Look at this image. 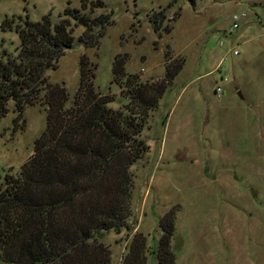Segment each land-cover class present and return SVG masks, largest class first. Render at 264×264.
<instances>
[{
  "label": "rangeland",
  "instance_id": "obj_1",
  "mask_svg": "<svg viewBox=\"0 0 264 264\" xmlns=\"http://www.w3.org/2000/svg\"><path fill=\"white\" fill-rule=\"evenodd\" d=\"M97 1L104 8H94ZM81 2L82 14L109 15L111 24L92 48L78 41L84 28L74 27L72 47L46 73L50 85L67 91V107L81 58L94 87L114 97V110L127 103L113 83L116 56L128 58L126 73L143 84H159L167 66L182 65L148 113L139 137L148 150L129 169L131 230L100 239L111 264H123L135 233L146 239L145 264H159L160 224L170 210L173 264H264V0H0V45L12 53L19 46L15 31L1 29L5 20L48 16L56 25ZM7 110L0 182L20 171L46 128L40 103L20 115L13 102Z\"/></svg>",
  "mask_w": 264,
  "mask_h": 264
},
{
  "label": "trees",
  "instance_id": "obj_2",
  "mask_svg": "<svg viewBox=\"0 0 264 264\" xmlns=\"http://www.w3.org/2000/svg\"><path fill=\"white\" fill-rule=\"evenodd\" d=\"M93 7L104 8L100 1ZM85 9L82 2L79 10L66 8L56 25L48 16L36 23L26 17L1 25L3 31H15L19 46L12 53L0 45V119L10 102L19 115L38 103L47 108L46 128L34 142L33 155L0 182V260L7 264H111L109 248L100 239L131 230L126 222L129 169L148 150L139 137L148 113L182 69L167 66L164 81L143 84L126 73L128 58L116 56L113 83L127 103L114 110V97L94 87L95 74L81 58L78 89L67 107V91L50 85L46 73L72 47L74 27L84 28L78 41L92 48L111 24L109 15L90 19L82 14ZM174 221L171 210L161 221L159 264L174 263ZM145 243L135 233L123 264H145Z\"/></svg>",
  "mask_w": 264,
  "mask_h": 264
},
{
  "label": "built area",
  "instance_id": "obj_3",
  "mask_svg": "<svg viewBox=\"0 0 264 264\" xmlns=\"http://www.w3.org/2000/svg\"><path fill=\"white\" fill-rule=\"evenodd\" d=\"M235 27H236V25H235ZM218 91H220V89L218 88Z\"/></svg>",
  "mask_w": 264,
  "mask_h": 264
},
{
  "label": "water",
  "instance_id": "obj_4",
  "mask_svg": "<svg viewBox=\"0 0 264 264\" xmlns=\"http://www.w3.org/2000/svg\"><path fill=\"white\" fill-rule=\"evenodd\" d=\"M238 95H240V93H238Z\"/></svg>",
  "mask_w": 264,
  "mask_h": 264
}]
</instances>
